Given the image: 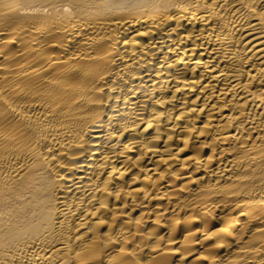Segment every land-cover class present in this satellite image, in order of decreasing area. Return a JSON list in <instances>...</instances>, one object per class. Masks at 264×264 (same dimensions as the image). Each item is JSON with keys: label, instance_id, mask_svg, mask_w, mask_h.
<instances>
[{"label": "bare ground", "instance_id": "bare-ground-1", "mask_svg": "<svg viewBox=\"0 0 264 264\" xmlns=\"http://www.w3.org/2000/svg\"><path fill=\"white\" fill-rule=\"evenodd\" d=\"M0 264H264V0H0Z\"/></svg>", "mask_w": 264, "mask_h": 264}]
</instances>
